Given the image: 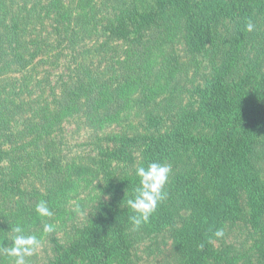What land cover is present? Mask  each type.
I'll list each match as a JSON object with an SVG mask.
<instances>
[{"label": "trees", "instance_id": "16d2710c", "mask_svg": "<svg viewBox=\"0 0 264 264\" xmlns=\"http://www.w3.org/2000/svg\"><path fill=\"white\" fill-rule=\"evenodd\" d=\"M195 2L134 0L124 23H119L112 31H104L112 38L127 41L122 55L111 64L110 83H102L88 73L78 74L76 80L61 85L51 102L53 109L49 105L42 107L33 118L37 121L28 122L23 131H26V138L34 134L39 137L53 134L64 116L70 114H78L92 124L117 122L130 106L131 94L141 91L150 99L159 85L165 89L171 83H177L175 78L180 64L167 50L182 46L194 54L193 48L198 47L192 41L193 37L203 30L215 37L210 39L211 47L218 48L220 42L212 23L232 21L234 31L231 49L225 51V67L221 70H216V66L213 68V81L203 92L200 103L201 117L213 121L214 130L209 136L185 137L191 115L184 112L178 118V125L169 126V131L154 139L143 152L138 167L160 162L170 164L178 171L176 183L165 186L168 198L160 204L150 222L136 230L137 241L142 242L151 235L157 237L156 241L158 238L164 240L167 233L174 252V264H264V180L253 178L256 158L249 159L258 146L264 149V145H250L248 141L249 136L258 131L264 105V39L259 43L254 39L250 42L252 34L246 30V23L249 20L254 23L259 9L264 18V0ZM26 5L24 11L33 9ZM40 8L33 12L36 22L32 17L29 20L15 16L12 9L0 18V72L9 70V62L21 61L26 46L36 45L34 40L27 45L24 37L36 26H41L45 19L42 13L51 23L50 32L55 39L52 43L63 45L67 40L72 45L73 31H76V26H71L74 17L94 12L92 0H77L75 4L73 0H44ZM194 9L200 11V17L197 22H190ZM5 10L3 0H0V12L5 14ZM86 17L84 20L88 19ZM249 42L253 54L256 49L259 52L245 63L243 74L246 77L235 85L237 96H231L224 93L221 77L237 65L243 54L241 48ZM247 83L253 86L252 90H247ZM222 92L225 95H221ZM14 106L2 98L0 91V128L10 125ZM21 139H24L23 135ZM56 153L54 145H49L44 152H38L40 159L35 163L20 164L14 160L9 164L8 174L0 173V247L11 246L13 233L10 229L17 223L22 225L26 235L43 239L44 223L54 226L60 223L64 228L66 221L75 222L81 202L74 197L73 185L67 177L70 166L60 164ZM5 156L8 152L0 150V163ZM110 163L101 165L103 182L108 184L103 190H107L109 200L98 202L97 213L81 229L77 228L75 242L51 264H68L77 259H81L82 264H133L125 257L133 247L131 244L137 242L128 238L133 232H130L133 227L129 221L133 213L126 201L134 196L139 181L136 170L131 175L124 173L116 177L107 169ZM26 177L33 178L42 189H21L20 180ZM243 189L250 196L251 213L246 216L240 211V203L237 205ZM40 200L47 202L52 211L50 218L38 217L35 212ZM236 227L246 235V239L237 245L228 239ZM218 228L224 230V236L219 239L213 236ZM249 241L250 249L246 247ZM10 263L12 258L0 252V264Z\"/></svg>", "mask_w": 264, "mask_h": 264}, {"label": "rangeland", "instance_id": "374dc122", "mask_svg": "<svg viewBox=\"0 0 264 264\" xmlns=\"http://www.w3.org/2000/svg\"><path fill=\"white\" fill-rule=\"evenodd\" d=\"M76 1L73 0V4ZM133 2L134 0H92L94 12L88 13L87 17L75 16L72 20L71 26L73 28L76 26V31H73L72 45L67 40L63 45L52 43L55 39L50 32V20L46 19L45 13H42L41 16L45 19L41 26H36L24 37L27 45L32 40L36 45L26 46L22 60L16 59L9 62V70L0 72L1 96L15 105L12 108L13 120L9 119L10 125L7 128H0V150L8 152V156H5L0 163V173L8 174L9 164L14 160L20 164L35 163L37 159H40L38 152H44L46 147L53 144L57 149L56 156L59 163L70 166L67 177L73 185L74 197L81 202V208L75 214L74 223L66 221L64 228L62 224L57 223L52 233H43L41 247L34 256L29 258L30 264H51L57 257L64 255L66 249L76 240L77 228L81 229L83 224L90 222L93 214L97 213L95 209L98 202L109 200L107 190H103V187H107L108 184L103 182L102 163L111 162L110 168L107 169L116 174V177L124 173L133 174L148 145L166 130L169 131V126L174 128L178 125V118L184 112L191 115L185 137L209 136L214 130L215 123L201 117L200 103L203 92L211 86L213 81V68L216 66V70H221L225 67V51L231 49L234 31V23L229 20L225 22L218 20L211 25L212 28H216V34H218L216 36L220 42L218 48L211 47L210 39L214 40L215 37H211L212 34L209 31L203 30L198 36L193 37L192 41L198 47L193 48L194 54H190L182 46L167 50V53L176 59V63L180 64L175 78L177 83L175 85L171 83L165 89L159 85L160 89L156 88L157 92L150 95V99L144 97L141 91L131 94L130 106L117 122L106 125L92 124L78 114H70L64 116L60 124L55 127L53 134L41 137L34 134L26 138V131L23 130L27 123L31 120L37 121L33 118L40 113L42 107L49 105L53 109L51 102L60 91L61 85L70 80H76L77 75L81 73H88L100 79L102 83L106 81L110 83L111 64L122 55L127 41L124 43L122 39L112 38L104 31L106 29L112 31L119 23H124L127 17L126 12L132 10ZM195 3H199V0ZM40 4L44 5V0H3L6 12L5 14L0 12V18L12 9L15 16L30 20L33 12L41 9ZM25 5L32 6L33 9L24 11ZM259 11L260 9L255 14L254 29L250 31L252 34L250 42L254 39L259 43L264 39V18ZM199 13L198 9L192 10L190 22H197ZM83 17L88 19L84 20ZM32 20L36 22L35 17H32ZM109 20L111 21L108 22ZM25 21L23 20V23ZM130 35L131 33L128 34V38ZM63 37H65L64 34ZM250 42L241 48L243 54L241 53V60L237 61V65H233L227 73H223L221 84L226 87H224V93L237 96L235 85L246 77L243 74L244 65L255 55L258 47L256 43L254 47L256 51L253 54L254 49L249 48ZM257 76L259 79L260 75L257 74ZM247 87L248 91L253 88L248 83ZM224 93L222 92L221 95H225ZM16 107L20 108L15 109ZM258 125V131L248 138L250 145H264V105ZM22 135L24 139H21ZM6 136L8 139H5ZM262 148L263 146H258L249 157L250 160L256 158L252 172L253 178L258 181L264 180V149ZM16 152L20 155L14 156L13 153ZM187 159L188 157H185V160ZM171 168L169 185L176 183L178 171L172 165ZM20 181L21 189L31 190L34 187L42 189L40 184H36L31 177ZM240 194L242 196L237 205L240 203V211L246 216L251 213L250 196L245 190ZM237 228L233 229L234 231L230 232L228 237L235 245L246 239L245 233L237 231ZM130 232L132 233L129 234V240L137 241L136 230L131 228ZM165 236L164 240L158 238L156 241L157 237L151 235L142 242L137 241L131 244L133 247L125 257L130 258L133 264H174L171 240L167 233ZM246 247L249 249L252 247L250 241L247 242ZM250 253H252L251 250ZM68 264H82V261L77 259L76 262Z\"/></svg>", "mask_w": 264, "mask_h": 264}, {"label": "clouds", "instance_id": "9594fccd", "mask_svg": "<svg viewBox=\"0 0 264 264\" xmlns=\"http://www.w3.org/2000/svg\"><path fill=\"white\" fill-rule=\"evenodd\" d=\"M254 24L249 20L246 23V30L252 31ZM172 168L170 164L160 162H149L147 167L136 168L135 176L138 178L139 185L134 189V196L126 201L127 207L132 211L129 217L130 224L134 230L150 222V218L156 213L158 207L168 198L166 185ZM38 217L50 218L52 211L44 200H40L35 207ZM55 230L51 223L43 224V233L50 234ZM13 233L11 246L0 247V252L12 258V264H30V259L41 247L42 238L36 235H26L21 224L17 223L11 228ZM213 236L217 239L224 236L223 228L214 231ZM202 248L203 245H200Z\"/></svg>", "mask_w": 264, "mask_h": 264}]
</instances>
